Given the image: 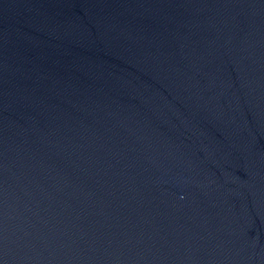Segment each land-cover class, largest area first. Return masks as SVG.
Wrapping results in <instances>:
<instances>
[{"label": "water", "instance_id": "1", "mask_svg": "<svg viewBox=\"0 0 264 264\" xmlns=\"http://www.w3.org/2000/svg\"><path fill=\"white\" fill-rule=\"evenodd\" d=\"M0 264H264V0H0Z\"/></svg>", "mask_w": 264, "mask_h": 264}]
</instances>
